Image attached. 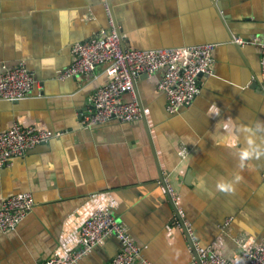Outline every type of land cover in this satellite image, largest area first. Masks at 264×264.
I'll list each match as a JSON object with an SVG mask.
<instances>
[{
  "label": "crops",
  "instance_id": "obj_1",
  "mask_svg": "<svg viewBox=\"0 0 264 264\" xmlns=\"http://www.w3.org/2000/svg\"><path fill=\"white\" fill-rule=\"evenodd\" d=\"M111 15L128 47L215 43L214 72L199 78L191 106L169 114L159 73L142 74L134 90L146 122L83 123L105 66L63 81L54 75L71 63L73 43L110 29ZM232 35L250 43L238 46ZM263 39L264 0H0V72L23 62L37 80L26 97L0 99V132L18 121L54 133L0 168V200L25 191L34 199L14 230H0V264H44L76 249L100 202L153 264H189L190 235L246 264L236 239L264 244V155L240 170L235 153L248 138L264 149ZM220 179L234 192L218 191ZM119 247L109 237L78 264H106Z\"/></svg>",
  "mask_w": 264,
  "mask_h": 264
},
{
  "label": "built area",
  "instance_id": "obj_2",
  "mask_svg": "<svg viewBox=\"0 0 264 264\" xmlns=\"http://www.w3.org/2000/svg\"><path fill=\"white\" fill-rule=\"evenodd\" d=\"M110 26L108 31L101 30L95 36L73 43L70 46L71 63L58 69L54 75L55 79L63 81L87 76L97 66H105L106 82L93 91L90 109L81 114L83 123L94 125L109 120H139L141 110L134 90V80L142 74L152 78L159 73L156 85L165 97V108L169 114H175L193 104L200 91L199 78L214 72V42L149 49L123 47L122 38L117 34L112 20ZM231 42L241 47L250 43L234 35L231 36ZM259 45L258 80L260 89L264 91V39ZM36 86V78L23 62L0 72V99H22ZM125 95L129 96L128 100L124 99ZM53 136V132L37 125L13 122L0 132V168L11 165L14 158L25 156L35 146L48 142ZM179 154L184 157L185 150L182 149ZM33 204V196L28 191L1 199L0 230H14L31 211ZM177 214L180 215L178 210ZM229 222L230 219L225 220L221 228ZM109 237H115L120 247L106 264H153L140 254V247L126 225L103 202L97 204L93 213L81 224L78 247L62 256H52L44 264H78ZM190 239L197 257L189 264H232L212 247H201L191 235ZM236 243L240 257L246 264H264V244L247 241L242 237H238Z\"/></svg>",
  "mask_w": 264,
  "mask_h": 264
},
{
  "label": "clouds",
  "instance_id": "obj_3",
  "mask_svg": "<svg viewBox=\"0 0 264 264\" xmlns=\"http://www.w3.org/2000/svg\"><path fill=\"white\" fill-rule=\"evenodd\" d=\"M260 131H264V127L260 128ZM235 155L238 159L237 167L240 170H243L246 167H249L248 162L251 161L253 157L259 159L261 155H264V149H260L259 145H255L254 141L251 138H248L247 145L239 148ZM234 180L238 182L242 180V176L236 174ZM216 188L223 193H231L235 190L234 183L225 179L218 180Z\"/></svg>",
  "mask_w": 264,
  "mask_h": 264
},
{
  "label": "water",
  "instance_id": "obj_4",
  "mask_svg": "<svg viewBox=\"0 0 264 264\" xmlns=\"http://www.w3.org/2000/svg\"><path fill=\"white\" fill-rule=\"evenodd\" d=\"M111 19H112V22H113V25H114V27H115V29H116V32H117V34L119 35V37H121V32H120V30H118L117 29V24L114 22V20H113V16L111 15ZM122 46L123 47H126L127 45L123 42V40H122ZM138 98V97H137ZM138 103H139V107H140V110H141V118H142V120L144 121V122H146V120H145V116H144V111H143V108H142V106H141V104H140V102H139V100H138ZM148 129V128H147ZM159 178H160V180L163 182L164 181V176L162 175V173H161V170H159ZM172 204V206L174 207V209L176 210V207L173 205V203H171ZM176 213H177V210H176ZM180 222H181V224H183V220L181 219L180 220ZM186 230V229H185ZM186 232H187V230H186ZM189 239H190V237H189ZM190 243H191V239H190ZM191 247H192V249H193V251H194V254H195V257H197L196 256V252H195V250H194V248H193V246L191 245Z\"/></svg>",
  "mask_w": 264,
  "mask_h": 264
}]
</instances>
